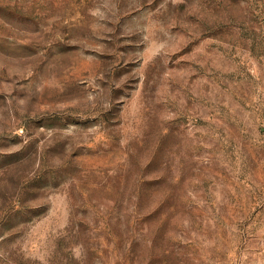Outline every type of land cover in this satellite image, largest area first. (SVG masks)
Returning <instances> with one entry per match:
<instances>
[{
	"label": "rangeland",
	"instance_id": "1",
	"mask_svg": "<svg viewBox=\"0 0 264 264\" xmlns=\"http://www.w3.org/2000/svg\"><path fill=\"white\" fill-rule=\"evenodd\" d=\"M0 264H264V0H0Z\"/></svg>",
	"mask_w": 264,
	"mask_h": 264
}]
</instances>
